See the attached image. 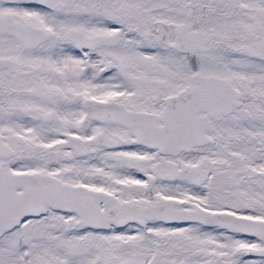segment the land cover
Wrapping results in <instances>:
<instances>
[{"label":"snow or ice","instance_id":"6c2138e0","mask_svg":"<svg viewBox=\"0 0 264 264\" xmlns=\"http://www.w3.org/2000/svg\"><path fill=\"white\" fill-rule=\"evenodd\" d=\"M0 264H264V0H0Z\"/></svg>","mask_w":264,"mask_h":264}]
</instances>
